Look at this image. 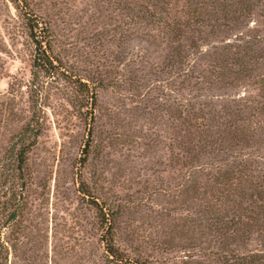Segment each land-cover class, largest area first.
<instances>
[{
	"label": "rangeland",
	"instance_id": "1",
	"mask_svg": "<svg viewBox=\"0 0 264 264\" xmlns=\"http://www.w3.org/2000/svg\"><path fill=\"white\" fill-rule=\"evenodd\" d=\"M0 264H264V0H0Z\"/></svg>",
	"mask_w": 264,
	"mask_h": 264
},
{
	"label": "trees",
	"instance_id": "2",
	"mask_svg": "<svg viewBox=\"0 0 264 264\" xmlns=\"http://www.w3.org/2000/svg\"><path fill=\"white\" fill-rule=\"evenodd\" d=\"M31 37L33 40H35V35L32 33ZM37 47L35 49V54H34V61H33V76L35 77V72L39 69L47 70V66H51V62L48 60L46 57V52L45 49L42 47V42H37ZM24 150L22 148L18 151V156L17 160L19 162V167L21 168L22 165V156L24 155L23 153ZM102 217L104 218V215L102 214ZM106 249L108 251V254L112 257H116V251L113 245V238L111 236V231H109V237L106 241Z\"/></svg>",
	"mask_w": 264,
	"mask_h": 264
}]
</instances>
